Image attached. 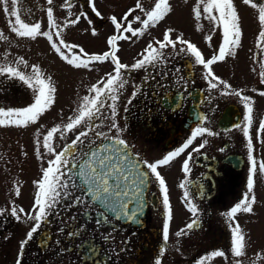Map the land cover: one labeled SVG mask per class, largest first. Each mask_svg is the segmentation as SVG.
I'll return each mask as SVG.
<instances>
[{"label":"flooded vegetation","instance_id":"af4514ba","mask_svg":"<svg viewBox=\"0 0 264 264\" xmlns=\"http://www.w3.org/2000/svg\"><path fill=\"white\" fill-rule=\"evenodd\" d=\"M150 3L152 5L153 0ZM243 10L255 9L249 6L243 7ZM91 13L97 19L92 11ZM133 15L143 17L141 12ZM96 26L100 27V24L97 23ZM219 43L220 35L212 40L211 46L208 43L207 46L215 50ZM118 46L120 51L117 55L122 63L130 66L139 58V53L127 54L126 57L123 50L125 45L119 43ZM199 49L205 58H210L213 54ZM90 51L94 52V48ZM92 52L88 53L98 54ZM165 52L168 55L167 61L147 71L124 73L128 84L120 92V99L116 103V122L123 131L117 134L113 130L111 134L119 135L126 141L131 155L135 154L137 159L153 162L180 146L198 125L208 127L216 133L214 136L198 138L195 142L198 145L203 139L209 141L200 153L193 155L191 172L187 177L180 170L184 156L159 169L166 179L173 211L169 240H163L162 224L165 216L162 195L159 185L152 181L144 192L146 206L140 213L142 222L139 224L117 220L114 216L107 222L98 224L97 220L103 209L98 205L94 207V202L87 198L85 203H75L70 195L62 197L55 214L50 215L48 221L42 224L33 239L21 250L20 242L26 238L34 221L28 220L24 214H21L20 221L10 214L0 216V264H17L18 257L20 264H155L158 258L162 260V264H194L196 258L212 250H223L229 257L228 260L215 258L212 264H231L233 258L228 251L229 221L223 213L229 211L246 191L249 161L247 138L242 131L246 123L245 109L239 97L222 95V89H209L201 66L186 64L184 57L174 55V50L170 48L165 49ZM258 56L261 55H251L246 74L234 73L233 70L229 72L224 68L225 61L217 62L215 67L213 65V71L231 84L233 89H243L244 95L255 100L250 135L253 137L254 155L261 161L264 160V132H259L258 128L259 121L264 120V98L258 95V91L264 90V85L259 83L258 73L264 71V68L259 64L257 71L252 72L251 63L253 60H262L256 63H264V56L261 59ZM229 57L234 60L244 58L240 54ZM112 68L111 63L107 62L106 73L112 71ZM175 68L182 69L184 81L176 76ZM13 84V81L7 79L6 85L1 87L5 89L0 93V107L13 108ZM133 92L137 93L134 98ZM130 98L132 103L128 104ZM177 101L180 103L177 104ZM176 108L178 110H174ZM104 111L106 116L110 115L107 108ZM200 117L206 119L200 120ZM99 123L97 120V124ZM107 123L105 120L104 126L98 127L97 131L107 132ZM14 138L21 143L15 126L0 127V179L4 178L0 209L10 212L12 207H16L29 213L34 198L20 204L14 199ZM74 138L75 134L66 143H71ZM23 152L29 153L27 150ZM43 170L44 168L38 171L41 172L37 173L38 178L42 176ZM72 171L74 173L75 169ZM185 181L190 199L198 208L201 226L194 228L186 236L176 237L175 233L194 218L185 206L184 189L179 187ZM70 191L75 196L82 195L79 188ZM255 193L256 213H239L236 217L246 239L256 231L264 232V175L259 173L256 177ZM5 236L9 238L4 239ZM162 248L164 255L161 257L159 253ZM262 248L246 244V253Z\"/></svg>","mask_w":264,"mask_h":264},{"label":"snow or ice","instance_id":"6c2138e0","mask_svg":"<svg viewBox=\"0 0 264 264\" xmlns=\"http://www.w3.org/2000/svg\"><path fill=\"white\" fill-rule=\"evenodd\" d=\"M49 7L46 9L47 29L42 30L40 21L29 22L22 18V11L18 7L20 0H0V6L10 17L7 21L10 32L20 38L36 40L37 37H44L50 47L59 56L60 60L75 69H90L94 63H111L112 71L107 72L96 83L88 89V95L83 96L73 115L67 118L62 124H56L47 130L42 138L44 151L53 158L48 160V167L43 170L42 178L35 181L37 191L35 193L32 210L25 213L23 208L12 207L10 212L0 209V216L10 214L17 221L21 220V214L26 215L28 220L34 221L33 226L26 234V238L20 242L21 250L30 242L39 231L43 223H46L50 215L55 214V209L62 197L73 196V201L78 204L88 201L94 202L93 206H100L103 211L97 223L107 222L111 216L117 220H127L131 223H141L139 216L146 206L143 199L146 186L152 181L159 185V192L162 195V204L165 219L162 224L163 240H169L170 223L173 219V211L169 200V189L165 177L159 169L170 165L177 158L184 156L181 164V171L187 177L191 172V162L195 153H200L209 143L203 139L198 145L195 144L198 138L214 136L215 132L205 126H196L190 136L177 148L169 151L163 158L149 162L148 160L137 159L136 155H129L126 141L113 136V130L119 134L123 131L116 122V103L120 99V92L128 84L124 73L127 71H147L161 62L168 60L165 49L174 50V55L182 56L185 63L201 66L204 69L203 78L207 86L212 90H220L222 95H234L239 97L245 109V127L242 129L247 138L248 150V175L246 180V191L242 198L223 215L229 221L230 247L229 253L233 258L231 264H241L238 258L246 254V237L236 221L239 213H253L254 205L257 204L256 177L264 175V160L258 161L254 155L253 137L250 129L253 124V111L255 100L243 94V89L235 90L227 81L221 79L213 71V65L225 61L228 56H235L236 49L241 45L242 29L241 17L237 11L234 0H197L191 12L196 21L202 17L212 22L220 31V43L210 58H205L196 44L184 38L183 33L176 34L173 28H167L160 40L149 42L139 58L130 66L120 61L117 53L120 51L119 41H129L133 37H140L150 27H155L173 11L169 0H153L150 8H145L142 0H136L135 6L129 8L122 14L120 19L115 15L107 17L114 27V34L107 37L108 50L102 54H89L79 44L67 43L63 38L65 29L80 24L83 18L89 26L93 20L87 13L72 12L73 0H63L60 7L68 10L67 17L63 24H58L54 14V0H46ZM9 3L12 5L8 7ZM243 4L250 6L258 12V23L260 31L257 37V47L264 51V0H243ZM88 7L97 18L105 19L97 10L95 0H88ZM139 10L141 15H133ZM138 22L141 27L134 28L133 24ZM93 36L97 35L95 27L91 29ZM174 37V38H173ZM55 38V39H54ZM212 35H207L205 41L211 46ZM0 39L7 40L8 37L0 31ZM179 45V47H177ZM15 65H23L24 68H31L26 74L19 67L12 64L0 66V76L11 81H18L25 85L31 92V102L20 108L0 107V127H27L35 124L38 119L49 111L56 103L57 88L51 76H46L41 68L32 64L29 66L24 57H19ZM264 68V63H261ZM255 71V69H253ZM182 69L175 68L176 76L184 81L181 75ZM259 83L264 85V71L258 73ZM154 78V77H153ZM147 79V78H146ZM253 91H257L253 89ZM137 95L133 92L132 97ZM258 95L264 98V90H259ZM128 104L132 103L130 98ZM177 104L180 102L177 101ZM110 115H105V109ZM178 110V108L174 109ZM127 111V108L125 109ZM200 120L206 117H200ZM97 120L100 121L97 124ZM105 120L108 121V131H97L103 127ZM239 127V126H237ZM83 129V130H80ZM259 132H264V120L259 121ZM69 133H74L75 138L71 143H66L60 151L56 150L54 141L57 138L64 139ZM37 143H41L39 140ZM86 148V150H84ZM73 169L75 172L73 173ZM179 187L184 189V202L187 210L194 217L184 228L175 233L176 237L186 236L194 228L201 226L198 218V208L192 203L190 193L187 190V182H181ZM79 188L82 195L75 196L70 189ZM199 190V189H198ZM16 195L20 190L16 188ZM75 235V233H69ZM5 236L4 239H8ZM108 239V237H105ZM91 251V249H90ZM159 255H164L163 248ZM260 256V253L256 254ZM215 258L228 260V255L223 250H212L195 259L194 264H212ZM17 264H20L19 257ZM155 264H162L161 259H156Z\"/></svg>","mask_w":264,"mask_h":264},{"label":"rangeland","instance_id":"374dc122","mask_svg":"<svg viewBox=\"0 0 264 264\" xmlns=\"http://www.w3.org/2000/svg\"><path fill=\"white\" fill-rule=\"evenodd\" d=\"M151 0H142L144 7H151ZM173 11L169 13L163 21L155 27H150L144 32L143 36L133 37L129 41H119L118 44L125 45L124 52L127 54L142 53L149 42L160 40L163 37V32L167 28L175 30L174 36L183 33L184 38L196 44L206 53L214 52V48L210 49L207 46L205 37L212 35V40L220 35V31L212 22L203 17L196 21L192 15V8L197 0H169ZM63 0H54L52 7L58 24H63L67 17L68 10L60 7ZM136 0H95L97 10L106 20L100 18L95 19L92 16L91 9L88 7V0H73L72 12L77 14L85 12L93 20V25L89 26L87 22L81 18L80 24L71 26L64 30L63 38L67 43L79 44L84 47L87 52L94 48V52L102 54L106 51L107 37L114 34V27L107 17L115 15L118 19L122 16V11H127L135 6ZM237 11L241 17L242 38L241 45L236 49V54L244 56L239 60H234L229 56L225 60L224 68L229 72H248L247 63L251 55L264 56V51L257 47V37L260 31L258 23L257 10H243V7H249L243 4V0H234ZM9 8L12 5L9 3ZM18 7L22 11V18L29 22L40 21L42 30L47 29L46 9L49 7L46 0H20ZM89 8V9H88ZM137 12H140L137 10ZM10 17L3 11L0 6V31L8 37L7 40L0 39V66L12 64L20 68L26 74L30 73L31 68H24L23 65H15V61L19 57H24L28 61L29 66L32 64L38 65L46 76L53 78V83L57 88L56 103L47 112H45L35 124H30L27 127H15V131L19 134L21 143L14 138L12 145L14 149L13 158V189L14 199L17 204L26 202L27 199L34 198L37 191L35 181L42 178L37 177L38 171L48 167V160L53 158L47 154L42 147V138L47 130L56 124H62L67 121L69 116L73 115V111L82 100L83 96L88 95L89 87L96 83L106 73L107 62L100 64L94 63L90 69H75L60 60L59 56L51 49L49 42L44 37H37L36 40L29 38H20L10 32L7 21ZM99 23L100 27L96 24ZM95 27L97 35L91 34V29ZM134 28H140L141 25L136 22ZM214 34V35H213ZM174 38V37H173ZM55 39V38H54ZM152 40V41H151ZM90 45H93L92 47ZM211 50V51H210ZM261 56H258L261 59ZM262 60H253V69L257 71V66ZM218 64V63H217ZM216 64L214 65V67ZM250 71V69H249ZM13 108L27 106L31 102V92L25 85L18 81H13ZM7 83V78L0 76V93L3 92L2 86ZM4 96V95H3ZM5 98H3V103ZM81 130V129H80ZM74 135L69 133L64 139L57 138L54 141V146L57 151L62 149V146ZM41 143H37V141ZM27 150L29 153H24ZM2 165H0V169ZM41 174V172L39 173ZM4 180V178H2ZM0 179V193L4 189V181ZM19 188L20 195H16V188ZM257 210L253 213L255 214ZM247 245L255 247H263L261 250H254L253 253H246L245 256L238 258L241 264H264V232L256 231L255 234H250L246 239ZM260 253V256L256 254ZM224 262V260H223Z\"/></svg>","mask_w":264,"mask_h":264},{"label":"water","instance_id":"95a60500","mask_svg":"<svg viewBox=\"0 0 264 264\" xmlns=\"http://www.w3.org/2000/svg\"><path fill=\"white\" fill-rule=\"evenodd\" d=\"M128 152H129V150H128ZM129 155H131V153H130V152H129ZM142 210H144V208H143Z\"/></svg>","mask_w":264,"mask_h":264}]
</instances>
